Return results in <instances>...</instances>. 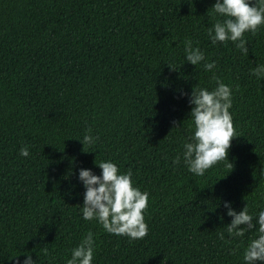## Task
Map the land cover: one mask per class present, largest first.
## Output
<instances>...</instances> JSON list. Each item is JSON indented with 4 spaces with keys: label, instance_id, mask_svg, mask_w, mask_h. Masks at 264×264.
Instances as JSON below:
<instances>
[{
    "label": "trees",
    "instance_id": "1",
    "mask_svg": "<svg viewBox=\"0 0 264 264\" xmlns=\"http://www.w3.org/2000/svg\"><path fill=\"white\" fill-rule=\"evenodd\" d=\"M214 3L0 0V264L24 254L66 264L89 231L92 264H244L258 233L229 237L223 202L264 208V78L253 72L264 64V26L245 33L246 55L213 45ZM186 38L212 71L184 60ZM213 74L232 89L236 136L227 160L196 176L172 160L194 132L191 91L213 90ZM86 134L95 143H81ZM103 160L149 193L142 239L82 218L78 170L99 175Z\"/></svg>",
    "mask_w": 264,
    "mask_h": 264
},
{
    "label": "clouds",
    "instance_id": "2",
    "mask_svg": "<svg viewBox=\"0 0 264 264\" xmlns=\"http://www.w3.org/2000/svg\"><path fill=\"white\" fill-rule=\"evenodd\" d=\"M211 8L222 19L207 30L210 42L213 45L233 42L246 55L248 40L245 33L255 34L264 26V0H215ZM184 43V60L189 64L202 65L205 71L216 67V62H209L204 52L194 47L190 39L186 38ZM253 72L260 81L264 78V64H257ZM212 78L216 82L213 90L200 87L191 91L189 117L194 132L183 143L182 153L172 160L173 165L182 160L187 170L196 176H203L208 169L225 160L230 142L236 136L229 111L232 89L215 74ZM96 139L86 134L81 143L93 144ZM19 154L28 157V146L22 147ZM96 165L100 169L99 175L88 168H80L77 173V180L84 188L82 218L95 220L109 234L126 236L130 240L142 239L148 233L144 211L148 206L149 193L134 186L132 172H121L113 161L103 160ZM223 206L225 214L231 218L226 226L229 237H243L253 229L258 233L243 251L244 264H264V208L253 214L246 206L239 212L235 211L231 201H224ZM94 249V234L89 231L71 250L66 264H92ZM40 252L48 255L46 247L40 248ZM20 264H36V261L30 254H24Z\"/></svg>",
    "mask_w": 264,
    "mask_h": 264
}]
</instances>
